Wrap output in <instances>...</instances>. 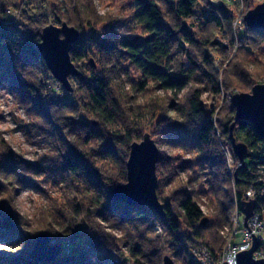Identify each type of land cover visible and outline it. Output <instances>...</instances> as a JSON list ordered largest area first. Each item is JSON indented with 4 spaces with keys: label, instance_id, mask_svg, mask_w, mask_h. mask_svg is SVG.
Masks as SVG:
<instances>
[{
    "label": "clouds",
    "instance_id": "obj_1",
    "mask_svg": "<svg viewBox=\"0 0 264 264\" xmlns=\"http://www.w3.org/2000/svg\"><path fill=\"white\" fill-rule=\"evenodd\" d=\"M149 3L159 10L161 23L167 27L177 29L184 22L195 40L202 44L218 41L224 46L207 49L212 55L206 68L215 77L216 85L199 68L189 72L185 67L190 58L203 64L205 47L187 43L186 50H181L180 39L173 40L156 57L167 74L187 77L182 87L173 90L157 91L164 82L155 81L144 64L120 56L121 50L127 52L121 43L123 39L146 40L153 34L148 22L137 18L135 0H0L3 9L0 33H12L0 40V52L7 46L12 54L18 55L29 35L35 45H43L49 29L56 32L59 42L68 39L67 31L81 38L73 41L65 52L72 71L65 73L63 80L42 56L35 59L39 63L18 59L14 64L20 78L38 90L31 95L38 94L45 102L48 119L35 113L33 99H22L19 92L0 81V188L6 189L0 193V219L5 211L12 213L22 234L14 240L0 235V258L24 253L29 242L26 237H35L39 231L56 242L57 237L70 240L76 229L81 228L99 244L98 248L92 247L87 237L81 242L88 253L87 264H136L133 253L137 246L142 252L139 264H242V258L246 264H264V252L253 256L257 238L264 243V210L254 211L257 198L264 196V189L256 186V181L264 182V165L249 169L256 181L238 183L237 173L246 163L236 151L242 144L233 142L224 133V125L232 118L230 112L239 111L233 103L239 97L237 93L247 92L249 100L256 95L255 83L249 82V88L234 86L231 76L245 60L264 59V30L250 27L247 20L249 14L264 9V0H192L193 14L187 16L178 15L182 11L181 0L170 3L149 0ZM225 4L230 11L227 20L221 17L219 25L215 21L204 23V18L198 15L201 10L212 11ZM216 15L221 14L216 11ZM105 40L115 45V55H95L100 50L98 41ZM78 44L86 45V51L93 56L77 59ZM94 73L105 85L104 107L115 101L123 113L119 121L106 123L97 111L94 89L86 82L94 80ZM143 84L148 87L142 89ZM214 87L219 91H213ZM193 100L208 113L213 129V142L196 150L192 148L191 137L203 122V116L193 114ZM133 110L135 116L129 118L127 114ZM161 120L166 123L161 124ZM73 124L78 127L73 128ZM92 125L100 130L101 137L104 133H120L114 138L123 140L131 134L142 139L113 145L124 157L119 164L96 166L93 157L102 149L104 139L91 138L88 143ZM170 125L184 130V135L175 141L180 147H172L174 140L167 131ZM53 126L59 129V134L53 131ZM146 143L171 159L172 168L178 169L173 175L179 179L163 184L157 161L152 169L153 199L158 207L168 204L179 217L176 233L155 214L132 223L125 221L122 226L117 225L118 217L105 222L101 216L108 203L106 190L130 183L128 165L133 150ZM70 149L80 152L97 169L100 187L76 184L70 178L56 179L50 174L48 170L62 164ZM9 154L17 164L14 171L3 166ZM204 155L217 158V163L210 160L197 163ZM184 161H189L190 166L179 168ZM28 163L39 164L40 170L28 168ZM22 177L30 179L36 188L24 184ZM85 189H90L91 195H77ZM186 199L198 210L197 219L183 208ZM76 207L83 211L74 214L72 209ZM147 209L133 211L147 214ZM205 219L209 227L201 228ZM195 231L200 233L199 240L192 239ZM209 248L215 250L214 258Z\"/></svg>",
    "mask_w": 264,
    "mask_h": 264
},
{
    "label": "trees",
    "instance_id": "obj_2",
    "mask_svg": "<svg viewBox=\"0 0 264 264\" xmlns=\"http://www.w3.org/2000/svg\"><path fill=\"white\" fill-rule=\"evenodd\" d=\"M138 10L136 13V16L139 20L144 21L146 20L148 22V27L152 31V35L149 36L146 40L138 41L133 38H125L121 41V43L127 48V52H124L123 50L120 51V56H128L131 59L135 60L138 63L144 64L147 68V71L151 72L153 74V79L157 82H164L162 87L158 88L164 91L173 90L175 88L182 87L183 84L187 81V77L185 75H169L167 74L160 66L159 62L156 59L157 55L161 51H166L169 47V44L173 40L180 39L183 41L181 43V49H183V44L185 43H192L194 42V38L192 34L187 29V26L184 22H180L177 26V29H172L161 23L160 13L159 10L156 9L154 6H151L149 3V0H135ZM170 3V0H169ZM191 3L192 0H181V6L182 11L178 14L179 16H187L191 15L193 13V10L191 9ZM171 8V5H170ZM212 21H215V23L218 25L219 20L216 18V16L211 15ZM261 30H264L263 28H258ZM179 32V36L178 33ZM163 33V34H162ZM12 36V33L10 31H4L0 33V40H3L5 38H9ZM31 37V36H30ZM99 45V51L96 52V55L104 56V55H115V52L113 49H115V45L109 43L107 40L98 42ZM77 49H79L78 52L75 53V56L77 59H83L86 56V53L89 51H86V45H77ZM7 52V54H6ZM40 54L38 53L36 49V45H34L29 38V36L26 38L23 46L20 48V52L18 55L12 54L8 47L5 46V49L3 52H0V74H4V78L13 77L11 83L12 85L15 84V88L17 92L20 93V95L26 96L31 95L32 93L38 92L37 89H35L34 86L26 83L24 80H20L18 76H14V72L16 71V68L14 67L15 62L19 60H23L24 62H38L35 61L37 57H39ZM10 60H13L10 63ZM191 72V71H189ZM89 83L94 91H93V99L97 103V111L100 112L101 116L104 118V121L106 123H112L114 121H119L123 118V113H121V110L119 107H117V104L115 101H112L109 107L105 108L104 105L107 103L105 100V92L102 91L105 89V85L103 81L99 78H95L94 74V80L92 81H86ZM212 82V81H211ZM213 85H216V80H214ZM147 84L141 85V88H146ZM213 91H219L218 87H214ZM193 107L195 109V114H199L203 116V122L199 124L197 130H196V136L200 140L201 143L207 144L211 141V135L213 132V129L209 123L208 113L204 111L202 107H200L195 100H193ZM234 115H235V109L231 111V123L234 121ZM230 123V124H231ZM78 127L75 126L74 128ZM229 133V129H228ZM109 135L112 136V134L104 133L103 137H101L100 130L93 129L90 133V139L88 143L91 141V138H103L104 144L102 149L98 152L96 156L93 158L101 160H107L111 159L113 162L115 160L117 163H120L119 160H121L123 157L121 153L116 150L113 147V144L118 143V139H113ZM233 136L235 141L242 142L246 144L248 150H250V156L248 159H246V163L244 167H242L238 173H237V182L238 183H248L250 181H256V177L252 174V172L249 171L250 168L254 169L258 164L264 165V139H261L258 134L255 132L253 126L247 122V121H236L235 127L233 129ZM137 137L126 136L124 138L125 140H128L129 142L131 140H136ZM114 142H110L112 140ZM123 142V143H124ZM90 144V143H89ZM86 147V145H85ZM116 158H119L118 160ZM161 154H159V159L157 162V169L160 164ZM7 168H9V165H6ZM10 169V168H9ZM58 170L61 171V173L68 175L71 178H76L79 182L78 184H81L82 182L84 184H91L96 185L97 187H100V181L98 175H96L89 167L88 161L84 159V157L81 155L80 152L76 151L75 149H70L68 156H65L63 159V163L60 164L57 167ZM257 187L264 186V182L256 181ZM115 186L108 188L107 196H108V203L104 209V211L101 213V216L105 218V222H109L112 217H118L117 225L122 226L125 221H128L130 223L148 219V215L155 214L159 216L155 211L151 210L148 207L145 206H129L123 202L116 201L111 194L112 189ZM87 196L91 195L90 189H85L83 191ZM185 196H187V193H184ZM165 216L159 218L167 224L170 231L172 233H176L177 231V220L179 217H174V213L172 212L171 208L168 205H163ZM147 209V214H137V212H134L133 209ZM183 208L187 210L192 216L193 219H197L199 216L198 210L195 208V206L192 204V202L188 199H186L183 202ZM83 210L81 209V212ZM9 214H5L1 221H2V230L0 232V235H3L4 238L9 239L12 232L13 225L12 220L9 217ZM150 222V221H149ZM201 226V225H200ZM11 229V230H9ZM79 231V228L76 229L75 233ZM92 240L89 241L92 247L98 248L99 244L95 240V237L90 236ZM177 239H180L177 237ZM180 247L182 249V244H180ZM211 254L215 257V253L211 251ZM88 254L87 252H85ZM83 252H79L78 254H68L65 258L61 260H53L50 262H35L31 261L32 264H87L86 258L87 255ZM134 257L136 260V264H139V257L142 255V252L137 246L136 249H134ZM86 256V257H85Z\"/></svg>",
    "mask_w": 264,
    "mask_h": 264
},
{
    "label": "rangeland",
    "instance_id": "obj_3",
    "mask_svg": "<svg viewBox=\"0 0 264 264\" xmlns=\"http://www.w3.org/2000/svg\"><path fill=\"white\" fill-rule=\"evenodd\" d=\"M0 11H3V9L0 8ZM216 11H219L221 15L217 16L216 15ZM228 11H230V9H227V4H225L223 7H220L219 9H213L212 11L201 10V12L198 15L200 17L204 18V23H208V22L212 21L211 15H214L219 20V22H218V25H219L221 23V17H223V19L227 20ZM57 22L60 23L59 20H57ZM186 26H187V29L189 30V32L192 34V36L194 38V34L191 32L190 27L187 24H186ZM109 31H110V29H109ZM29 38L31 39L30 35H29ZM80 39L81 38L79 37L78 40H80ZM133 39H136L138 41L144 40V39H140V38H133ZM31 41H32V39H31ZM98 42H102V41H98ZM32 43H33V41H32ZM185 44H187V43H185ZM185 44H183V49H181V50H186V49H184V45ZM193 44L205 47L206 50L203 53V64H198V63H196V61L194 59L190 58L188 65H186L185 67L188 69V71H192V69L199 68L203 72L204 76H206L210 81L213 82L215 80V77L211 73H209L207 71V68H206V65L211 63V55H212L211 52L208 51L207 49H215V48H222L223 49L224 46L220 45L218 41H209V42H206V44H202L200 41L195 40V38H194ZM249 52H250V50H249ZM6 54H7V52H6ZM86 56L92 57L93 53L91 51H89L88 53H86ZM12 61L13 60H10V63ZM29 62H31V61H29ZM34 63H39V62H34ZM14 73H15V74H13L14 76H18V78L20 80H22L20 78V75L17 73V71H15ZM179 75H181V74H179ZM4 76H5L4 74L3 75L0 74V81L6 82L9 87H11L15 91H17L16 88H15L16 87L15 84L12 85V83H11L13 77L4 78ZM231 78L233 79V85L235 86V85L239 84V86L241 88H249V87H251V84L249 82H252V83H255V84H264V59H261L259 61L245 60L242 66H238L236 69L233 70V74H232ZM146 87H148V85H146ZM160 90L161 89L157 88V91H160ZM239 93H247V92L241 91ZM20 96L24 100L33 99L35 113L38 116H43L45 119L49 118L48 117V113H47L46 104H45L44 101H42L40 99L38 94L35 95V97H33V95H29V96L27 95V97L26 96L22 97V95H20ZM138 99H139V97H138ZM127 115L129 116V118L134 117L135 116V110L129 111ZM230 116H231V112H230ZM160 123L164 124V123H166V121L161 120ZM230 123H231V121L228 120L226 122V124L224 125V133H225V135H228V129L230 127ZM75 126H77V125L73 124V128ZM91 127L93 129H97L95 125H92ZM53 131L55 133L59 134V129L56 128L55 126H53ZM167 131H168L169 135L174 140V144L172 145V147H180L181 144L180 143H175V141L179 140L184 135V130L178 125H170L169 128L167 129ZM119 135H120V133H113L112 136L111 135H109V136L111 138L115 139L114 137H117ZM60 138L63 141V139H64L63 136H61ZM113 139L110 140V142H114ZM140 139H142V138H136L135 141L136 142H140ZM118 141L119 142L118 143L116 142L115 145H119V144L123 143L124 139L123 140L118 139ZM212 142L213 141L211 140L210 143H212ZM89 143H91V141ZM181 143H186V141H182ZM207 144H209V143H207ZM207 144H203V143L200 142V140L196 136V132H195V134L192 135V137H191V145H192L193 150L201 148V147H203L204 145H207ZM86 147H87V145H86ZM248 152L250 153V150H248ZM121 155L123 157L122 153H121ZM116 159L118 160L119 158H116ZM93 160H94V164L96 166H102V167H108L110 164H113V163L119 164V163H117L116 160H115V162H113L111 159L101 160L100 161L99 159L93 158ZM160 160L161 161H160L159 167L157 169V171L162 174L161 178H160V183L163 184L166 181L172 183V182H175L176 180H178L179 177L173 175V173L175 171H178V169H173L172 168L173 161L171 159L167 158L163 153H161V159ZM205 160H210L213 164L217 163V158H213V157H211V155L201 156V157H199L197 159L196 162L197 163H202ZM119 162H120V160H119ZM6 165H9L10 169L9 168L8 169L12 170V171H14L16 169V167H17L16 161L14 159H12L11 154H9V156L3 162V166L7 168ZM26 166L28 168L36 170V171L40 170V165L39 164L28 163ZM189 166H190V162L189 161H184L183 163H181L179 165V168L183 169V168H186V167H189ZM89 167L97 175V169L94 166H91L90 164H89ZM48 171L50 172V174H54L56 179L67 180V179L70 178L73 183H76V184L79 183L76 178H71L68 175L61 173V171L58 170L56 166L52 167ZM164 173H167V175H163ZM21 179H22L24 184H29L33 188H36V185L33 184V182L30 179H24L23 177ZM4 191H6V189L0 188V193H2ZM77 195L78 196L88 197L84 192H79V193H77ZM166 205H168V204H166ZM65 211H67V209H65ZM72 211L74 212V214H79L81 212V208L76 207V208L72 209ZM5 214H9L10 215L9 217L11 219L13 218V220H12L13 228H11L13 233H11L10 238L8 240H14V239L18 238L19 235H22V234L19 233V230H18V228L16 226V218L14 217V215L12 213H10V212H7V211H5L4 215ZM174 217H178V216L174 215ZM200 227L201 228L209 227V222L207 221L205 224L201 225ZM11 229H9V230H11ZM40 234L48 235L44 231H39L35 237H26V239H28V241H29L28 242V248L26 249V251L24 253H22V254H19V255L15 256V257H3V258H0V264H32L31 261H33V260L30 257V253H31V251H32V249L34 247V243H35L36 238ZM199 236H200L199 231H195V234L192 237V239L193 240H199ZM86 237H87V239L89 241L92 240L90 238V236H87V234L84 232L83 229L79 228V231L76 232V233L74 232V234L72 235L70 240H61V239H59V237H57L56 238L57 239L56 242L50 241V244L58 245V246H60L62 248L61 253L56 257L55 260H61V259L65 258L68 254H78L79 252H83L84 254H86L85 253L86 251L81 247V242L84 241ZM50 239L52 240L53 238L50 237ZM181 244H182V249H183L184 248V244L183 243H181ZM210 250L215 253V250L209 248V252H210ZM86 261H87V258H86Z\"/></svg>",
    "mask_w": 264,
    "mask_h": 264
},
{
    "label": "water",
    "instance_id": "obj_4",
    "mask_svg": "<svg viewBox=\"0 0 264 264\" xmlns=\"http://www.w3.org/2000/svg\"><path fill=\"white\" fill-rule=\"evenodd\" d=\"M249 26L252 28L264 29V9H258L255 13L249 14ZM68 39L59 42L56 39V32L49 29L44 37L43 45H36V49L40 56L47 60L48 65L52 68L58 78L63 80L65 73L72 71L70 68L65 52L72 47L73 41H77L79 36L74 32L67 31ZM239 97L234 98V105L239 109L235 111L234 121L230 124L228 135L235 142L233 129L236 121L249 122L255 132L261 139H264V84H256L255 98L249 100L247 93H237ZM236 149L242 160L249 158L250 153L246 144ZM159 159V153L156 152L150 144H145L141 148L133 150L132 159L129 163V180L127 186L116 185L112 191V197L119 202H123L129 206H145L155 211L159 216L164 217V206L158 207L152 196V188L155 184L153 178V162ZM245 165V164H244ZM207 220L201 224H205ZM2 230V221L0 219V232ZM50 237L46 234H40L34 243V247L30 253V257L35 262H50L56 259L61 253L62 248L58 245L50 244ZM258 247L256 240V247ZM242 264H246V259L242 258Z\"/></svg>",
    "mask_w": 264,
    "mask_h": 264
},
{
    "label": "built area",
    "instance_id": "obj_5",
    "mask_svg": "<svg viewBox=\"0 0 264 264\" xmlns=\"http://www.w3.org/2000/svg\"><path fill=\"white\" fill-rule=\"evenodd\" d=\"M258 188L264 189V186L258 187ZM255 203H256V207H255L254 211L259 212L261 210H264V196H259ZM257 242H258V247L255 250V252L253 253V256H255L257 253L264 252V243H260L258 241V238H257ZM209 253L211 254V252H209ZM211 256L214 258V256L212 254H211Z\"/></svg>",
    "mask_w": 264,
    "mask_h": 264
}]
</instances>
